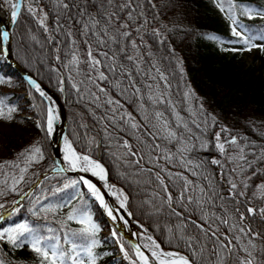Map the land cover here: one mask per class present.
<instances>
[{
    "label": "trees",
    "instance_id": "1",
    "mask_svg": "<svg viewBox=\"0 0 264 264\" xmlns=\"http://www.w3.org/2000/svg\"><path fill=\"white\" fill-rule=\"evenodd\" d=\"M63 2L70 7L64 9L58 0H21L19 23L11 29V51L14 59L60 98L66 113L67 137L76 150L100 161L106 168L109 179L124 190L128 196L127 209L132 214L131 218L137 222L136 227L152 235L164 249L181 252L194 260L195 264H201L202 260L207 264L214 245L194 229L190 222L203 221L199 219L198 213L192 212L191 207L185 211L174 202L172 208H169L164 202L166 194L155 179V174L160 172L161 167L166 170L160 174L165 178L174 197L179 196V186H172L167 172L182 173L200 187L210 184L225 196L229 191V182H235L240 186L238 190L245 191V197L241 198L245 201L241 211L247 206L264 207V198L260 197L257 189L258 185L264 184V159L261 158L264 153V51L257 49L252 62L246 64L237 53L227 49V44L240 48L243 45L232 43L237 38L231 34L230 21L217 9L214 0H132L136 19L131 23V28L126 30L132 32L131 39L136 40L138 50L132 49L130 42L124 40L119 45L109 43L101 47L91 32L84 34V25L90 26L88 16H81L79 11L83 10L85 0ZM96 2L98 5L99 0ZM122 2L125 0H114V5ZM237 3L264 7V0H237ZM29 4L36 9L35 17L27 11ZM112 10L109 8V11ZM89 12L96 16V8H89ZM119 14L126 19L125 12ZM45 15L47 31L38 22V18ZM238 18L249 27L251 33L258 34L264 30V20H248L244 16ZM137 28L140 29L139 32L136 31ZM154 30H159L160 35L155 36ZM208 35H216L223 43L207 39ZM85 40L88 41L87 44ZM89 44L92 46V55L102 61V65L97 67L108 77L106 81L98 80L97 71L90 66ZM103 52H107L109 57L114 56L115 61L105 59L100 55ZM73 55L77 57V63L71 62ZM127 55L133 56L135 62L128 61ZM110 67H114L116 71H110ZM157 68L167 77L169 87L165 88L164 81L159 79ZM0 69L10 77V83L0 85V97L6 96V103L19 108L12 120L18 131L0 132L4 151L0 164L6 161L17 162L23 167L24 161L18 160V155L32 145H38L44 153V159L28 169L26 182L19 186V194L9 192L0 197V203H5L7 209L11 210L13 201L20 200L25 192H33L32 197L21 201L23 207L19 214L0 221V228L27 219L33 225L47 223L60 229L59 222L64 220L71 207L83 203L101 226L98 233L101 245L96 251L102 254V258L98 260V264H130L129 261L115 256V247L102 232L107 227V221L82 186H79V191L83 193V201L77 197L71 205L63 207L62 211L59 209L54 214L49 213L47 221L43 218L37 219L27 211L37 196H51L50 193L42 192L41 188L62 187L67 180L76 177L64 173L60 176L53 174L55 161L49 139L44 131L29 120L32 118L36 123L45 120L44 99L5 64L3 58H0ZM128 72L132 73L131 79L141 90L135 97L134 89L130 86V77L126 74ZM93 80L95 84L91 83ZM117 83L119 87L116 86ZM73 84L77 87L73 88ZM147 85H152L151 90ZM99 88L105 91L100 92ZM125 89L126 92L122 94ZM189 90L193 95L191 99H186L184 93ZM160 92L165 93L164 98L170 100L173 107L153 104L148 99L149 95ZM109 98L119 101L123 107L113 113L112 108L115 105L107 104ZM27 104L30 107L24 109ZM142 104L143 108L140 107ZM23 109L30 113L29 116L22 115ZM156 111L163 113L161 121L155 119ZM127 113H131L140 124L138 129L133 130L121 121L120 117L124 116L126 119ZM113 115L117 120L115 125L109 119ZM145 116L147 120L144 119ZM164 121L168 122L169 130L175 131L183 139L170 142L166 138L167 133L161 128ZM178 122L180 127H177ZM197 124L200 125L199 128ZM221 129L227 131L221 132ZM217 132H221V142L235 137L237 145L225 143L226 154H221L215 147ZM189 135L193 137L192 140H188ZM125 140L131 150L137 153L136 156L126 155L128 150L123 147ZM185 143L195 145V150L184 153V156L190 158L194 164L203 165L202 168L195 169L201 173L200 176H192L190 171L180 166L181 153L178 149ZM202 143L207 144V147L202 148ZM155 145H159V149ZM240 148L244 149L243 154L251 167L243 161L229 160L230 157H238ZM149 152L154 158H161L150 162ZM165 154H175L176 160L167 162L162 158ZM141 156L143 159H140ZM213 158L220 160L221 164L212 165ZM137 159L140 160L139 165L130 162ZM238 164H243L245 173L240 172ZM254 171L257 173L255 176L252 175ZM45 173L51 179L45 181L41 187H36V182L42 180ZM13 174H18V169L5 168L0 172V187L6 180L10 185ZM204 176L209 179H203ZM250 176L251 179H248ZM245 181L249 184L247 189H243ZM57 202L58 198L52 197L45 203ZM220 203L219 200L216 201L217 208L213 211L222 212ZM228 207L231 209L234 205L229 203ZM173 209L182 212L183 217H177ZM182 224L186 225L183 229L185 239L188 236L200 237L199 241H192L195 246L192 249L181 239ZM245 226H251L264 237V220L260 217L249 218L245 221ZM80 227L75 222L67 224L70 230H78ZM220 228L222 232H228L223 225ZM121 242L130 248L124 238ZM255 243L257 264H261L264 257V239L257 238ZM201 246L206 249L202 256L199 253ZM194 251L197 252L196 256H193ZM0 259L5 264H40L39 257L27 246L13 247L7 243L0 244Z\"/></svg>",
    "mask_w": 264,
    "mask_h": 264
},
{
    "label": "snow or ice",
    "instance_id": "2",
    "mask_svg": "<svg viewBox=\"0 0 264 264\" xmlns=\"http://www.w3.org/2000/svg\"><path fill=\"white\" fill-rule=\"evenodd\" d=\"M58 3L64 9L70 7V5L64 3L63 0H58ZM214 3L217 9L224 14L227 20L230 21L231 34L233 37L237 38L232 41V43L242 44L243 47L240 49L241 51H251L253 48H259L261 51H264V43H255V41L264 42V30L260 31L258 34L251 33L249 27L243 24L238 18L244 16L247 17L248 20H264V7L242 5L237 3V0H214ZM0 6H5L8 9L5 13L8 18V24L11 26L17 25L21 16V0H0ZM89 8H96V16H93L89 12ZM109 8H112L113 10L109 11ZM27 11L32 14L33 17L36 16V9H34L31 4L28 5ZM79 11L81 16L87 15L90 22V26L89 24L84 25V34L87 35L88 32H91V34L96 37V43L101 47L107 46L109 43L119 45L121 40H124L130 42L132 49L138 50L139 46L137 45L136 40L131 39L132 32L126 30L131 28V23L135 22L136 19L134 16L135 8L132 6V0H125V2L118 5H114V0H99L98 5L96 0H85L83 10ZM120 12L126 13V19L119 14ZM46 19V15L39 17L38 22L40 26L44 27L47 31L45 24ZM136 31L139 32L140 29L137 28ZM153 34L159 36V30H154ZM11 35L10 30L5 27L4 19L0 17V58H3L5 61H7L11 55ZM33 39H35V37H33ZM140 39L143 40V37H140ZM207 39L220 41V38L216 35H208ZM160 42L163 43L162 40ZM220 42L223 43V41ZM85 43L87 44L88 41L85 40ZM126 49L127 43H125V52ZM231 50L235 51L236 49ZM100 55H103L105 59H112L115 61V57H109L107 52L100 53ZM88 60L90 66L98 73L97 79L106 81L108 77L104 72L99 71V67H97L102 65V61L92 55V46L90 44L88 45ZM127 60L135 62L134 57L131 55H127ZM71 62H78L75 55H73ZM9 67H11V65H9ZM136 67L137 70H139V64H137ZM153 67H155V65H153ZM110 71L115 72L116 69L110 67ZM156 71L159 74V79L164 81L165 88L169 87L170 85H168L167 77L164 73L160 72L158 68ZM0 73H2V69H0ZM126 74L130 77V86L134 89L133 96L135 97L141 90L137 87L136 82L131 79L132 73L128 72ZM149 78L155 79V77ZM5 83H10V77H8L7 73H2L0 74V85ZM27 83L39 93L40 97H46L45 92L41 90L40 85L35 80L29 77ZM61 83L63 82L61 81ZM91 83L95 84V80L91 81ZM116 86L119 87V83H117ZM72 87L76 88L77 86L73 84ZM147 87L151 90L152 85H147ZM157 88H159V85H157ZM99 91L104 92L105 89L99 88ZM124 92H126V89L122 90V94ZM192 95L193 94L190 90L184 93L186 99H191ZM164 97L165 93L160 92L159 94L149 95L148 99L153 104H167L170 108L173 107L171 101L166 100ZM96 98L99 99V97ZM6 100V96L0 97V120L11 122L14 119V114L19 111V108L16 105L6 103ZM133 102H135V100H133ZM107 104L115 105V107L112 108L113 113H115L118 108L123 107L119 101L111 98L107 100ZM140 107L143 108V104ZM126 116V119L124 116H121L120 119L123 123L127 124L129 128L135 130L140 127V124L135 121L131 113H127ZM154 116L157 121L163 119L162 112L156 111ZM58 119V115L55 114V108L48 106L46 108L45 120L37 121L36 127L40 128L45 132L47 137L51 138L55 132V124ZM109 119L114 125L117 123L115 115L109 117ZM144 119L147 120V116H145ZM212 119L213 123H215V118L213 117ZM177 127H180L179 122L177 123ZM184 127L187 131L191 132V130L187 128V125H184ZM199 127L200 125L197 124V128ZM161 128L167 133L166 138H168L170 142L172 140L183 139V137H178V134L175 131L169 130V124L167 121L163 122ZM223 131H227V129H221V132ZM221 132L215 133V147L221 154H226L225 143L237 145V140L235 137H232L226 142H221ZM192 139L193 137L189 135L188 140ZM196 139H198V137H196ZM123 147L128 150L126 155H137V153L131 150L127 140L123 142ZM159 147V145H155L156 149H159ZM201 147L206 148L207 144L202 143ZM194 150L195 145L188 143H185L180 149H178L181 153L179 163L181 167H185L186 171H190L192 176H200L201 173L195 169L202 168L203 165L194 164L190 158L184 156V153H191ZM243 153L244 149L240 148L238 157H230L229 160L236 159L238 161H243L251 167V163L248 162L247 157ZM148 157L150 162L154 159L161 158H154L151 152L148 153ZM162 158L169 163L176 160L175 154H165ZM261 158L264 159V153H262ZM17 159H22L24 161L23 167L17 162L6 161L0 164V172H3L5 168L18 169V174H13L11 176L10 185L7 180L3 182V186L0 187V197L7 195L9 192L19 194V186L26 182L28 169L33 164L42 161L44 159V153L41 147L38 145H32L21 152ZM140 159H143V156H141ZM62 161L67 167L60 166V162H54L56 166L53 167L52 172L55 176H60L67 171L89 172L91 175L97 176L100 180L105 181V186L109 187V190L111 191V187L106 183V169L90 156L78 154L73 149L72 144L69 143L67 137L64 138ZM130 162L136 165L140 164L139 159ZM211 164L220 165L221 161L213 158L211 159ZM157 166L159 167V165ZM237 166L241 173L246 172L243 164H238ZM141 171H143L142 167ZM148 171L151 172V169ZM233 171H236V169H233ZM161 172H166V170L161 167L160 172L155 174V179L159 182V186L166 194L164 202L168 207L172 208L174 202L178 203L181 208L185 209V211L191 207L192 212L198 213L199 219L203 221V223H198L196 220H191L190 222L194 229H197L201 235L207 237L214 245L207 264H257V245L255 240L257 238L264 239V237L261 236L260 232L254 231L251 226H245V221L249 218L254 219L257 216L260 217L261 220H264V207L256 208L253 206H247L244 211H241V207L245 203L241 198L245 197V191L238 190L240 186L235 182H229V191L225 196L221 194L219 190L212 188L210 184L207 187H200L195 181L189 180L182 173L167 172L166 175L168 181L172 186H179V196L174 197L169 189L168 183L165 182V178L161 176ZM252 175L255 176L257 173L254 171ZM30 179L31 178L29 177L28 180ZM50 179L51 177L45 173L43 179L36 182V187H41L45 181ZM203 179L208 180L209 177L204 176ZM248 179H251V176L248 177ZM81 183L87 188L88 192L99 201L100 206L105 210L107 216L113 222L122 220L125 224L128 223V221L124 220V217L120 215L117 210H114L110 205L105 203L104 197L99 189L83 176H81L79 180H67L63 183L62 187L52 186L48 189L41 188L42 192L50 193L51 196L47 194L37 196L32 200V207H29L27 211L33 217L37 219L43 218L47 221V215L49 213L54 214L60 208L71 205L72 201L77 197H80L81 201H83V193L79 191V185ZM248 187L249 184L246 181L243 182V189H247ZM257 189L260 193V197L264 198V184L258 185ZM62 193L63 195H60ZM112 194L117 196L120 209L127 211L128 196L125 195L123 191H119V194L112 192ZM253 195H255V193ZM32 196L33 192H25L20 196V200L12 202L11 210L7 209L5 203H0V210H3L0 211V221L6 218L10 219L12 216L19 214L23 207L21 201ZM52 197L58 198V202L45 203ZM217 200L221 202L219 208L222 209V212L220 213L213 211V209L217 208ZM229 203L234 205V207L230 209L228 207ZM248 203L250 204V201ZM114 211L116 214H114ZM173 213L177 217H183V213L176 212L175 209H173ZM128 215L131 216L132 214L128 213ZM217 221H219V223H217ZM68 222H75L81 225V227L78 230H70L67 228ZM59 223L61 224V228L56 229L47 223L44 225H33L27 219H24L0 230V241L13 247L27 246L39 257L40 264H98V260L102 258V254H99L96 251L101 245V241L98 239L100 226L94 222L91 213L86 210L83 203L71 207V210L67 213L64 220ZM205 225H207V227H205ZM221 225H223L225 229H228V232H222L220 228ZM185 226L186 225L184 224L180 226L181 239H184L186 245L192 249L195 247L192 241H199L200 237L188 236L185 239L183 234ZM111 236L117 243H120V251L124 254L125 259H128V252L125 250L124 244L121 242L122 237H118V230L115 227ZM147 239L151 241L150 245H146V247L149 248L150 256L146 255L145 252L141 250L140 246L135 244L130 245L135 252L139 264H195V261L189 257L180 255L176 252L163 251L160 245L156 243L151 236H147ZM233 241H235V243H233ZM205 250L206 249L203 246L200 247L199 253L201 256ZM239 253H243V255L241 256ZM196 255L197 252L194 251L193 256ZM211 257H214V259ZM0 264H5V261L0 259ZM132 264H136V262L133 261ZM201 264H204L203 260L201 261ZM261 264H264V257L261 259Z\"/></svg>",
    "mask_w": 264,
    "mask_h": 264
},
{
    "label": "bare ground",
    "instance_id": "3",
    "mask_svg": "<svg viewBox=\"0 0 264 264\" xmlns=\"http://www.w3.org/2000/svg\"><path fill=\"white\" fill-rule=\"evenodd\" d=\"M6 12L7 11L5 10V8L3 6H0V17H2L4 19L5 27L9 29L10 28V25L7 22L8 21V18L5 15ZM45 94H46V97L45 98H46V100L48 102V106L54 107L55 108V114H57L58 117H59V119L57 120V122L55 124V132L53 134V137H51V138H54V137L58 136V133H59V130H60V114H59V110H58V107H57L55 101L52 99V97L50 95H48L47 93H45ZM65 137L66 136H62L60 138L59 144L56 147V150H57V153H56L57 159H58V161L61 164H63L62 157H63L64 138ZM77 153L78 154H81L79 152H77ZM81 155H83V154H81ZM89 175H91V173H89V172H80L79 171L78 178L80 179V177L83 176L86 179H88L91 183H93L99 189V191L101 192V194L103 195L104 200H105V203L108 204V205H110L114 210H117L119 212V214L124 217V220L128 221L127 224H125L124 221H122V220H117V221L113 222L107 216L105 210L100 206L99 201H97L95 199V197H93L91 195V193L88 192L87 188L81 183L83 185V187L85 188V190L90 194V197L93 198L95 200V202L97 203V205L99 206L101 212L103 213V215L107 219V222L110 225V228L113 230L115 226H118L122 232H124L126 235L132 237L135 240L136 245L140 246L141 250L144 251L146 255H149L150 256L149 248L146 247V245L148 243L147 242V236L148 235H146L141 230H136V229H134L133 227L130 226V222H132V219L128 215V213H129L128 210L125 211L124 209H120V207H119V200L117 199V196L112 194V192H116L117 194H119V191H122V190L118 186H116L115 184H113L112 182L106 181L107 185L111 187V191H110L109 190V187H106L105 186V181H102L97 176H93V175H91V176L94 179H91ZM114 214H116L115 211H114ZM163 251H165V250H163ZM165 252H173V251H165ZM136 261L139 262L137 260V258H136Z\"/></svg>",
    "mask_w": 264,
    "mask_h": 264
},
{
    "label": "rangeland",
    "instance_id": "4",
    "mask_svg": "<svg viewBox=\"0 0 264 264\" xmlns=\"http://www.w3.org/2000/svg\"><path fill=\"white\" fill-rule=\"evenodd\" d=\"M4 8H5V10L6 11H8V9L5 7V6H3ZM256 43H264V42H262V41H255ZM226 47H227V49L228 50H230V51H232V52H235V53H237V55L239 56V58L244 62V63H251L252 62V59L254 58V55H255V53H256V51H257V49H259V48H253L251 51H241L240 49V47H238V46H233V45H231V44H227V45H225ZM231 49H236L235 51H233V50H231ZM255 62H257V61H255ZM30 107V104H27L26 106H25V108L24 109H27V108H29ZM23 109V111H22V115H24V116H29V114L30 113H28L27 112V110H24ZM45 118H46V114H45ZM29 120L33 123V124H35L36 125V121H34L32 118H29ZM1 131H5V132H8V133H15V132H17L18 131V127H16L15 125H14V123L11 121V122H8V121H4V120H0V132ZM67 137V136H66ZM67 139H68V137H67ZM69 140V139H68ZM70 142V141H69ZM76 151V150H75ZM76 152H79V153H81V154H83V155H86V154H84V153H82V152H80V151H76ZM89 156V155H88ZM91 157V156H90ZM4 158V151H3V147H2V144H1V135H0V160H2ZM92 158V157H91ZM93 160H95L94 158H92ZM96 161V160H95ZM98 162V161H97ZM76 178H75V180H79V178H78V176H75ZM107 181H109V182H112V181H110V180H107ZM113 183V182H112ZM113 184H115V183H113ZM116 185V184H115ZM79 186H82V188L85 190V188L83 187V185L82 184H80ZM116 186H118V185H116ZM119 187V186H118ZM121 190H122V188L121 187H119ZM123 191V190H122ZM124 192V191H123ZM124 194H125V192H124ZM126 195V194H125ZM97 205V204H96ZM97 207H98V209H99V211H100V213L103 215V213L101 212V210H100V208H99V206L97 205ZM61 209V211H62V209H63V207L62 208H60ZM0 211H2V210H0ZM92 215V214H91ZM104 216V215H103ZM92 217H93V220H94V222H96L98 225H99V222H97V220H95V217L92 215ZM104 218H105V216H104ZM106 219V218H105ZM106 221H107V219H106ZM8 226H10V224H7V225H5V226H3L2 228H0V230H2L3 228H6V227H8ZM100 226V225H99ZM134 229H136V230H141L142 232H144L146 235H148V236H151V235H149L148 233H146L144 230H142V229H139L138 227H136V228H134ZM100 230H101V226H100ZM112 229L110 228V225L108 224V222H107V227L106 228H104L103 230H102V232L105 234V237H106V239H108L109 241H111V245L113 246V247H115V252H116V254H115V256L116 257H118L119 259H121V260H123V261H129L130 262V264H132V262L133 261H135L136 262V264H139V262H137L136 261V257H135V252L132 250V248L130 247V248H127V247H125V250L128 252V255H129V258L128 259H125V257H124V254L120 251V243H117L116 242V240L115 239H113L112 238V236H111V233H112ZM152 237V236H151ZM153 238V237H152ZM154 239V238H153ZM155 240V239H154ZM156 241V240H155ZM147 245H150L151 244V241H149L148 239H147ZM157 242V241H156ZM5 242H3V241H0V244H4ZM158 243V242H157ZM159 244V243H158ZM161 247V246H160ZM162 248V247H161ZM163 250H165V251H173V252H176V253H179L180 255H183V256H185L183 253H181V252H178V251H174V250H171V249H164V248H162Z\"/></svg>",
    "mask_w": 264,
    "mask_h": 264
},
{
    "label": "water",
    "instance_id": "5",
    "mask_svg": "<svg viewBox=\"0 0 264 264\" xmlns=\"http://www.w3.org/2000/svg\"><path fill=\"white\" fill-rule=\"evenodd\" d=\"M11 29H12V26L10 25V32H11ZM3 62L5 64H7L8 66L11 65V69L14 70L26 83H27V79L30 77L31 79L35 80L39 85H40V88L42 91H44L45 93H47L48 95H50L52 97V99L55 101L57 107H58V110H59V114H60V130H59V133H58V136L54 137V138H49V143H50V146H51V149H52V154H53V157H54V161L55 162H59L58 159H57V150H56V147L57 145L59 144V141H60V138L62 136H67L66 135V113H65V109H64V106H63V103L62 101L60 100V98L49 88L47 87L45 84H43L38 78H36L30 71H28L27 69H25L23 66H21L13 57L12 55V51H11V55L9 57V59L7 61H5L3 59ZM28 84V83H27ZM29 85V84H28ZM30 86V85H29ZM31 87V86H30ZM32 88V87H31ZM34 89V88H32ZM35 90V89H34ZM38 93V92H37ZM39 94V93H38ZM45 101V104H46V108L48 107V102L46 100L45 97H42ZM69 139V138H68ZM70 141V139H69ZM71 143V141H70ZM72 144V143H71ZM73 147V145H72ZM74 148V147H73ZM75 149V148H74ZM76 150V149H75ZM86 154V153H84ZM88 155V154H86ZM90 156V155H89ZM93 158V157H92ZM95 159V158H94ZM96 161H98L97 159H95ZM103 167L104 165L98 161ZM60 166H64V167H67L63 164L60 163ZM105 168V167H104ZM106 169V168H105ZM107 172V170H106ZM79 171H67L65 172L64 174L66 175H78ZM91 179H94L91 175H89ZM107 180H109V177H108V172H107ZM90 197V194L88 195ZM131 217V216H130ZM137 222H135L134 220H132V222H130V226L133 227V228H136ZM115 228L118 230V233L126 240V242L129 244V245H132V244H135L136 245V242L135 240L126 235L124 232H122L120 230V228L118 226H115ZM132 248V247H131ZM133 250V249H132Z\"/></svg>",
    "mask_w": 264,
    "mask_h": 264
}]
</instances>
